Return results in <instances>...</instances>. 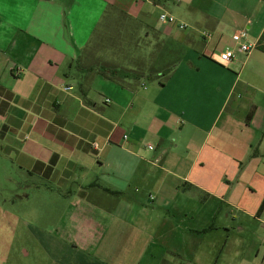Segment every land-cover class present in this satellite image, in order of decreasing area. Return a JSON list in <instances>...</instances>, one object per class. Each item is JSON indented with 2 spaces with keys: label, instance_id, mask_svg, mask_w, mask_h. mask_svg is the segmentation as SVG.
<instances>
[{
  "label": "crops",
  "instance_id": "1",
  "mask_svg": "<svg viewBox=\"0 0 264 264\" xmlns=\"http://www.w3.org/2000/svg\"><path fill=\"white\" fill-rule=\"evenodd\" d=\"M263 49L264 0H0V264H264Z\"/></svg>",
  "mask_w": 264,
  "mask_h": 264
},
{
  "label": "built area",
  "instance_id": "2",
  "mask_svg": "<svg viewBox=\"0 0 264 264\" xmlns=\"http://www.w3.org/2000/svg\"><path fill=\"white\" fill-rule=\"evenodd\" d=\"M160 20L163 23L176 25L181 30L186 29L185 25L179 24L178 21L172 16L168 17L167 15H161ZM233 41L235 42V47H228L218 55L217 62L224 67L230 65L233 61H235L239 54L245 57H249L258 47L255 44L244 43L243 35L241 34H235L233 36ZM124 139H127V137L125 136ZM93 147L95 149H98V145L96 143L93 144ZM148 148L149 150H154L153 147Z\"/></svg>",
  "mask_w": 264,
  "mask_h": 264
},
{
  "label": "rangeland",
  "instance_id": "3",
  "mask_svg": "<svg viewBox=\"0 0 264 264\" xmlns=\"http://www.w3.org/2000/svg\"><path fill=\"white\" fill-rule=\"evenodd\" d=\"M6 177H7V181H4L1 177L0 179V192L2 194V192L5 191V194L9 197V196H15L16 192L20 191L19 189H16V187L13 184V179H18L19 178V174L15 173L13 170L11 171L10 168L8 167L7 172H6ZM24 191H26L24 189ZM251 238H255V237H250ZM264 244V243H263ZM253 254L251 250H249L247 257L249 258V260L251 259V257H253Z\"/></svg>",
  "mask_w": 264,
  "mask_h": 264
},
{
  "label": "trees",
  "instance_id": "4",
  "mask_svg": "<svg viewBox=\"0 0 264 264\" xmlns=\"http://www.w3.org/2000/svg\"><path fill=\"white\" fill-rule=\"evenodd\" d=\"M264 50V49H263ZM264 207V203H263V205H262V208Z\"/></svg>",
  "mask_w": 264,
  "mask_h": 264
}]
</instances>
